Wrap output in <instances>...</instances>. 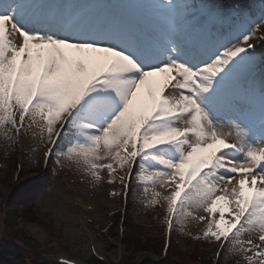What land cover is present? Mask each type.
Instances as JSON below:
<instances>
[{
    "label": "snow or ice",
    "instance_id": "snow-or-ice-1",
    "mask_svg": "<svg viewBox=\"0 0 264 264\" xmlns=\"http://www.w3.org/2000/svg\"><path fill=\"white\" fill-rule=\"evenodd\" d=\"M191 8L0 0V129L12 139L38 128L46 157L75 161L94 182L106 170L124 195L133 178L152 204L157 188L170 192L169 236L191 219L197 241L264 264V82L248 79L264 11L190 45L201 29Z\"/></svg>",
    "mask_w": 264,
    "mask_h": 264
},
{
    "label": "rangeland",
    "instance_id": "rangeland-1",
    "mask_svg": "<svg viewBox=\"0 0 264 264\" xmlns=\"http://www.w3.org/2000/svg\"><path fill=\"white\" fill-rule=\"evenodd\" d=\"M198 1L200 5L201 0H187L192 6L191 10L195 11L194 16L203 14L197 6ZM243 2L245 5L240 14L229 25L218 29V37L214 40L228 38L243 17L258 16L264 11V0ZM205 21L202 17L199 23ZM251 42L256 52L254 56L262 65L264 40ZM249 80L257 87L264 82L263 65ZM4 132L5 129H0V261L10 260L1 252V248L8 243L14 245L19 255L10 264H56L58 257L73 259L82 264H97L90 255V247L104 258L103 264H196L192 260L198 256L204 259L205 264H248L243 255L239 258L240 254L229 250H225L220 260L215 262L218 243L194 239L202 225L191 219L182 227L173 229L168 255L160 261L166 215L163 197L170 192L157 188L156 191L161 195L157 197V203L152 204V193L146 196L143 185L132 186L124 215L123 237L118 242L117 219L121 203L119 195L114 196L112 193L120 192L119 180L108 183L109 177L105 170L101 172L103 179L94 182L79 164L68 159L56 161L54 172L46 170L42 174L39 164L43 142L39 129L22 130L18 135L12 133V139L6 138ZM17 163L21 165V173L17 176L23 179L21 185L14 184L13 180ZM121 174L117 172V175ZM38 183L40 190L28 197L31 188H28L29 184H33L34 188ZM3 193H6L5 198H2ZM26 196L29 199L21 201L23 203L15 201L16 198L24 199ZM32 227L39 229L41 235L32 234ZM132 228L136 235L139 234L148 252L130 255L125 250L123 240L125 242L131 234L134 235ZM252 236L258 242L257 235L254 233ZM244 238L247 239V234Z\"/></svg>",
    "mask_w": 264,
    "mask_h": 264
},
{
    "label": "trees",
    "instance_id": "trees-1",
    "mask_svg": "<svg viewBox=\"0 0 264 264\" xmlns=\"http://www.w3.org/2000/svg\"><path fill=\"white\" fill-rule=\"evenodd\" d=\"M39 190H40L39 185H36L34 188H32V190L30 189V191L28 192L29 194L27 196L30 197L33 195V193H36ZM139 191L140 189L138 188L137 192ZM27 196L24 199H22V197L16 198L15 201H19L20 203H23L29 199L27 198ZM131 231L134 232V229L132 228ZM124 245H125L127 252H129L130 254H134L135 252L140 251V250L142 251L147 250L145 243L141 240L139 234L136 235L135 232H134V235L131 234V236L127 238V240L124 242ZM225 250H228V247H226ZM1 252H2V255H4V257H8L10 260H7V259L1 260L0 264H10V262L13 259H17L19 256L18 251L15 250V247L13 244H8V243L5 244L4 248H1ZM193 261H197V264H205L204 259L201 256H198V258H195Z\"/></svg>",
    "mask_w": 264,
    "mask_h": 264
},
{
    "label": "bare ground",
    "instance_id": "bare-ground-1",
    "mask_svg": "<svg viewBox=\"0 0 264 264\" xmlns=\"http://www.w3.org/2000/svg\"><path fill=\"white\" fill-rule=\"evenodd\" d=\"M193 16H194V15H193ZM194 17H195V19L197 18L196 16H194ZM218 33H219V32H216V33H215L214 38H217V37H218ZM198 37H199V36L192 35V36H191V40H189V44L191 45V43H194V42H195L196 44H198V42L201 43L200 40L198 39ZM190 41H191V42H190ZM196 41H198V42H196ZM255 53H256V52H254L253 49H250V50H249V55L252 56V57L254 58L255 63H254V65H253V67L250 69L248 75L251 74V73H253V72L258 68V66L260 65V62H259V61L257 62V60H256V58H255V56H254ZM256 62H257V63H256ZM251 76H252V75H251ZM43 146L45 147V144H43ZM22 181H23V179H18L16 184H17V185H21ZM23 183H24V182H23ZM5 197H6V193H3V194H2V198H5ZM30 230H31L32 234H35L36 236H40V234L38 233V231H37L35 228L32 227ZM140 260H141V257H140Z\"/></svg>",
    "mask_w": 264,
    "mask_h": 264
}]
</instances>
